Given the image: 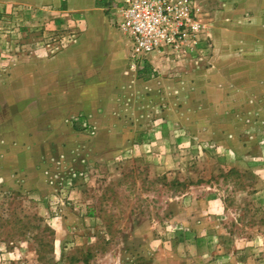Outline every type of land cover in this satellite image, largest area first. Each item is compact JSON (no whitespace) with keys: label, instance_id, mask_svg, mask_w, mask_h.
<instances>
[{"label":"rangeland","instance_id":"obj_1","mask_svg":"<svg viewBox=\"0 0 264 264\" xmlns=\"http://www.w3.org/2000/svg\"><path fill=\"white\" fill-rule=\"evenodd\" d=\"M225 4L95 104L57 103L43 41L1 29L0 264H264V18Z\"/></svg>","mask_w":264,"mask_h":264},{"label":"crops","instance_id":"obj_2","mask_svg":"<svg viewBox=\"0 0 264 264\" xmlns=\"http://www.w3.org/2000/svg\"><path fill=\"white\" fill-rule=\"evenodd\" d=\"M222 1L240 17H252L254 22L264 18V0ZM115 5L114 0H0V31L10 41L17 36L9 35L11 30L20 26L19 38L25 39V54L30 56L33 43L43 41L41 52L50 58L41 64V79L55 89L57 103L95 104L106 75L125 72L129 61L130 41L118 27ZM96 57L106 61L103 69Z\"/></svg>","mask_w":264,"mask_h":264},{"label":"built area","instance_id":"obj_3","mask_svg":"<svg viewBox=\"0 0 264 264\" xmlns=\"http://www.w3.org/2000/svg\"><path fill=\"white\" fill-rule=\"evenodd\" d=\"M118 27L131 42L135 67L151 54H182L198 42L195 0H114Z\"/></svg>","mask_w":264,"mask_h":264},{"label":"trees","instance_id":"obj_4","mask_svg":"<svg viewBox=\"0 0 264 264\" xmlns=\"http://www.w3.org/2000/svg\"><path fill=\"white\" fill-rule=\"evenodd\" d=\"M145 68H146V65H145Z\"/></svg>","mask_w":264,"mask_h":264}]
</instances>
